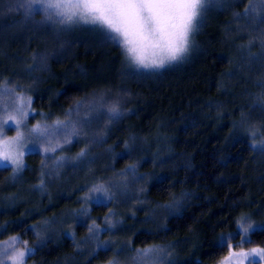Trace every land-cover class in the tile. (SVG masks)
Instances as JSON below:
<instances>
[{
    "label": "trees",
    "instance_id": "1",
    "mask_svg": "<svg viewBox=\"0 0 264 264\" xmlns=\"http://www.w3.org/2000/svg\"><path fill=\"white\" fill-rule=\"evenodd\" d=\"M5 1L0 0V82L19 83L33 97L32 107L43 113L36 118L65 115L76 101L97 91L116 100L120 115L104 136L103 145L110 150L102 153L93 170L80 172L69 183L56 181L48 193L29 192L40 180L41 155L25 156L21 180L11 179L10 167L0 169V224L23 218L30 226L60 219L81 206L85 188L80 186L94 175L106 178L135 164L143 177L138 184L144 203L131 206L128 214L126 202H117L115 211L121 219L116 226L122 228L113 236L115 243L91 254L78 250L86 226L70 223L75 226L72 235L46 239L28 264H99L116 255L121 241H131L133 248L175 244L180 246L177 264H215L227 249L214 242L222 232L234 229L232 221L243 213L253 221L264 220V152L253 151L246 131L264 123V108L256 106L258 98H264V61L263 55L262 62L250 59L247 51L260 55V40L249 46L247 28H238L233 19L249 0L215 7L183 62L155 71L127 65L131 71L127 78L120 72L121 50L99 43V35L89 26L66 30L56 25L65 47L59 52V41L47 32L35 33L20 21L19 11L5 10ZM255 27L259 36L264 23ZM46 52L45 70L36 71V76L24 70ZM81 146L78 141L71 148ZM109 162L112 167L106 166ZM179 200L175 212L164 213L156 223L147 219L153 207ZM112 208V202L92 203L91 216L98 219ZM17 233L31 245L36 242L32 230L15 225L0 240ZM263 243L264 235L256 234L244 247Z\"/></svg>",
    "mask_w": 264,
    "mask_h": 264
},
{
    "label": "snow or ice",
    "instance_id": "2",
    "mask_svg": "<svg viewBox=\"0 0 264 264\" xmlns=\"http://www.w3.org/2000/svg\"><path fill=\"white\" fill-rule=\"evenodd\" d=\"M214 2L215 0H24L15 10L24 8L27 16L40 12L44 15L45 22L66 28L90 26L103 37L105 43L121 50L124 62L129 67L155 71L187 59L194 45L195 33ZM234 16L238 20L244 19L253 24L264 23V0H249L244 10L234 13ZM255 39L260 40L261 53L264 54V31L249 40L248 45L251 46ZM253 58L259 57L253 55ZM33 103V97L19 83L10 80L0 82V169L11 167L13 179H19L27 167L25 156L33 153L41 155V164L44 167H47L46 160L53 157L56 166H62L66 158L55 154L78 142L81 137L80 126L90 122L86 116L79 121L70 118L56 119L51 124L38 120L29 127V119L37 115L43 116V113H38L32 107ZM256 106L264 108V98H258ZM92 107L89 105V110ZM79 109L80 101H77V113ZM108 114L110 121L118 118V106L114 104L108 108ZM6 131H14L15 135L7 136ZM246 131L252 140L250 147L253 151L264 152V135H261L264 123L259 126L251 125L250 130ZM88 155V150L81 148L74 158V166L86 162ZM122 173L124 183L119 188L120 195L125 194L129 175L134 181L143 179L138 175L135 164L126 165ZM43 176L42 172L41 177ZM35 187L43 190V178ZM112 188L111 184H95L84 200L107 206L117 195ZM81 212L87 214L88 209L82 208ZM73 214L78 216L80 213L73 210ZM117 223L119 221L113 222L112 210L109 209L104 227L96 223L95 219L88 225V233L97 239V249L107 248L110 242L101 241L98 237L103 232H111ZM232 223L235 225L234 229L228 233L222 232L214 242L215 247L227 249L217 264H261L264 261V247L244 246L252 243L253 235H264V220L253 221L250 214L243 213ZM12 225L25 231L32 230L37 238L36 244L30 246L28 241L21 240L20 233L8 235L7 239L0 240V264H27L28 258L37 250V245L43 246L46 241L37 231L38 225L29 226L23 218L0 224V236L5 235ZM237 237L238 242L233 243ZM135 253L132 257L134 264H177V258L165 247L148 246L136 249ZM108 264L117 262L113 259Z\"/></svg>",
    "mask_w": 264,
    "mask_h": 264
},
{
    "label": "rangeland",
    "instance_id": "3",
    "mask_svg": "<svg viewBox=\"0 0 264 264\" xmlns=\"http://www.w3.org/2000/svg\"><path fill=\"white\" fill-rule=\"evenodd\" d=\"M230 1H233V0H215V2L211 4L208 11L204 15L203 22L199 26L200 31L202 29L203 24L206 23L205 20L207 19L208 14L211 11H214L213 9H215V7H217V6L221 7L223 5L228 4ZM22 3H24V0H6L4 2L5 10L15 12L16 11L15 9H17V7ZM19 15L21 17L20 21H22L23 23L26 22L34 30L35 33L47 32V35H49L52 39H54V41H59L57 43L58 44L57 51L62 52L63 50H65L64 44L62 45V42H61V40L63 38V33H62V30L58 26H56L58 24H54L52 22H45L44 21V15L40 12H37L36 14L31 15V16H27V15H25V9L24 8L19 9ZM233 19L235 21L236 26H238V28H247V33H248L247 35L252 37V39L256 36L254 34V31H256L255 24H253L247 20H244V19H240V20L236 19V17L234 16V13H233ZM84 26H87V25L72 26L70 28H66V27L62 26V28L66 29V30H72V29H76V28L87 29ZM199 29H198V31H199ZM198 31L195 33L194 43H197ZM96 33L99 35V37H98L99 43L103 44L104 43L103 37L98 32H96ZM256 37H258V36H256ZM259 44H260V42H259ZM260 51H261V48H260L259 52ZM46 53L44 55H40V56L34 58L35 63L32 65V67L29 68L28 66H24L23 67L24 70H26L27 72H29V74H31L33 76H36L34 74L36 71L45 70L46 69L45 58H46V56L49 55L48 52H46ZM246 53L249 54L248 56L252 60L260 61V62L264 61V59H263L264 54H262V53H260V55L258 56L259 58H255V59L253 58V55H255V54L249 53L248 51ZM255 56H257V55H255ZM261 56H262V58H261L262 61L260 60ZM137 70L144 71V69H137ZM120 72H121V74L126 76V78L130 76L131 71L124 61H123V64L121 66ZM257 83L261 84L260 82H257ZM105 93L106 92H103V91L102 92H98V91L93 92L91 95H88L85 98H83L82 100H79L80 101L79 113H77V111H76V105H77V101H76L74 103V105L69 108L68 113H66L65 115H62L60 117H56L54 119H44L43 117L42 118L34 117V118L29 119V121H28L29 127H31L33 124H35L38 120H44L45 122L51 124L56 119L70 118L73 121H79V120H83L87 116L89 118V121H90L87 124L80 126L81 127V137H80L79 141L82 142L81 147L74 150L71 148V146H72V144H71V145L66 146L64 151H58L55 154V156H63L66 158V160L64 162H62V166H60V167L56 166L55 157H53L52 159L46 160L47 167H44L41 164V166H40L41 172L39 174L40 175L39 179L41 180V178H43L44 186H46V188H43V190L37 189L35 187V185L39 184L40 180H38V182L36 184H33L32 186L29 187L30 193H32V194H34V193L39 194L41 192L48 193V186H53L56 183V181H58V180L61 181V179H64L62 181H65V183H69L71 180L76 178L80 172L83 174L89 173L91 170H93V166L95 165V163H97L99 160L102 159L101 158L102 153L108 152V150H110L108 147H105L103 145V140H104V136L106 134V131L109 129L107 127H108L109 123L112 122V120L111 121L109 120L108 108L112 107L114 104L117 105V102H116V100L111 99L108 96H106ZM89 105L93 106L91 110H89ZM5 135L13 136V135H15V132L14 131H6ZM100 147H102L101 150L99 149ZM81 148H86L88 150L89 155L87 157V161L82 163V164H79V166H74V164L76 163L74 158L76 157V154L80 151ZM24 162L26 164L25 158H24ZM106 166L112 167L111 162L107 163ZM25 172L26 171H23L20 174L19 180H21V178ZM42 172L44 173L43 177H41ZM11 179H13V178H11ZM98 183H105V184L113 185L112 191L117 193L116 198L112 201L113 206H114V208H112V219H113L114 223L121 219V216L116 215L117 213L115 211V207L117 206V202H126V204H127L126 205V212L128 214H132V212L129 210V208L131 206L142 204V202H143V200L140 198V194L142 192L141 186L138 184V181H134L130 175L128 176V179H127V187H126V191H125L124 195L119 194V188L124 183V175H123L122 171L118 172V173L110 174L106 178L94 175L87 182L83 183L80 186V187L85 188V191L80 195V201L82 204L80 207H78V209H73V210H75L76 213H80L78 216L73 214V210H68L64 214V216H62L60 219L53 218V219H49V220H44L42 223L38 224L37 231L40 232L41 236L45 239V241H46V239H48V240L49 239L50 240L58 239L60 237V233L61 234L67 233V234L72 235L74 233V230H75L74 227L76 226V224L82 223L86 226L85 227L86 233H85V236L81 242L82 246H77V249L78 250L83 249L88 254L93 253L94 249L97 250V239L92 238L90 236V234L88 233V225H90L93 222V219H95L96 223L100 224L101 227H104V221H105L106 215L101 216L98 219L96 217L91 216L92 213L90 211V205L94 202H92V201L85 202L84 197L88 196L90 194L89 189L93 185L98 184ZM176 201L169 203V204L159 205V206L153 207L151 209V213L147 216V219H149V220L151 219L153 221V223H156L157 219H159V217L161 218L164 213L170 214V213L175 212L178 205L181 204L180 200L178 202H176ZM168 205H173V207L170 208V207H168ZM82 208L88 209L87 214H83L81 212ZM70 223H72V224L75 223V226H73ZM121 228H122L121 226H116V228L113 229L111 232H103L99 235L98 239L101 241L107 240L110 242L109 244H113V243H115V239L113 236L116 233H118V231L121 230ZM5 239H7V237L4 238V240ZM34 244H36V242ZM34 244H32V245H34ZM29 245L31 246V244H29ZM37 246H39V245H37ZM148 246L165 247L168 251H170L174 254V256L177 258V260L179 258V254H178V250L180 249L179 245L178 246H176L175 244L169 245V246L145 245V246H139V247L133 248L131 246V244L129 245L128 241H121V245L119 246V248H117L115 250V251H117L116 255L113 256L112 258H110L109 260H107L106 262L99 263V264H108V261L113 260V259L116 260L117 264H134L132 257H134L136 255L135 250L139 249V248H143V247H148ZM257 246L264 247V243L259 244V245L250 246L249 248L257 247ZM107 247H109V245ZM121 248H123V251H120ZM126 248H128V251ZM129 249H131V250H129ZM215 264H217V262ZM261 264H264V261H261Z\"/></svg>",
    "mask_w": 264,
    "mask_h": 264
},
{
    "label": "bare ground",
    "instance_id": "4",
    "mask_svg": "<svg viewBox=\"0 0 264 264\" xmlns=\"http://www.w3.org/2000/svg\"><path fill=\"white\" fill-rule=\"evenodd\" d=\"M4 240V239H3Z\"/></svg>",
    "mask_w": 264,
    "mask_h": 264
}]
</instances>
